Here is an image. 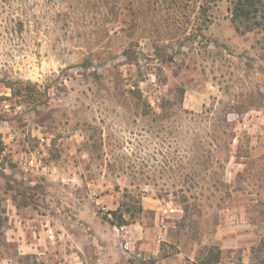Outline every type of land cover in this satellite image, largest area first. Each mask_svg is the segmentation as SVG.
<instances>
[{"label": "rangeland", "instance_id": "1", "mask_svg": "<svg viewBox=\"0 0 264 264\" xmlns=\"http://www.w3.org/2000/svg\"><path fill=\"white\" fill-rule=\"evenodd\" d=\"M261 2L0 0V264H264Z\"/></svg>", "mask_w": 264, "mask_h": 264}, {"label": "trees", "instance_id": "2", "mask_svg": "<svg viewBox=\"0 0 264 264\" xmlns=\"http://www.w3.org/2000/svg\"><path fill=\"white\" fill-rule=\"evenodd\" d=\"M260 3H262L261 0H238V3H237L235 10H234V13H235L234 17L239 18V17H243V16H246V17L250 16L251 14H253L254 12H256L258 10V8H256L255 5L256 4L259 5ZM207 22H209V21H207ZM195 31L197 34V33H201L203 31V29H196ZM194 37H196V36H194ZM190 39H191L190 37H188V38L186 37V38H180L178 40L180 43L183 44L184 42H186ZM182 40H184V41H182ZM222 122H224L225 126H229V123L227 122V118L224 119V121H222ZM207 153H208V155H207ZM207 153L202 155L203 156L202 161L206 165V167H209L211 164L213 165L214 163H217V164L221 163V161L219 159H216V161H215L214 156L210 152H207ZM262 174H263L262 172H261V175L258 173L261 186L264 188V176ZM175 196H176V194H175ZM188 200L189 199L187 198V195H185V194L180 197V202L183 204V206H182L183 211L186 213H188V206H186L184 204L188 203ZM122 207L123 206H121L118 211L110 212V215L113 218H116L118 220L120 227L129 226L130 224H132L137 219L135 212H133L134 209H136V211L138 213L144 212L143 206L141 204V199L139 201H137L135 207L127 206L126 211H123ZM211 250H212V248H211ZM261 251H264V239L262 240L261 245L258 248H253V250H252L253 260L258 259L259 253H261Z\"/></svg>", "mask_w": 264, "mask_h": 264}]
</instances>
